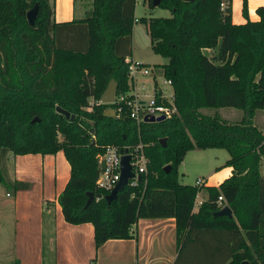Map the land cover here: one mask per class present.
<instances>
[{
  "label": "trees",
  "instance_id": "obj_1",
  "mask_svg": "<svg viewBox=\"0 0 264 264\" xmlns=\"http://www.w3.org/2000/svg\"><path fill=\"white\" fill-rule=\"evenodd\" d=\"M142 2L153 6L152 0ZM34 3L30 24L26 11ZM134 5L91 0L82 17L55 21L53 0H0V161L8 151L62 150L69 175L57 201L66 221L91 222L95 247L108 238L132 237L139 217L172 216V264H264V130L252 122L255 110L264 109V4L255 7L258 18L252 20L247 0H241L240 23L231 21L230 5L220 9L218 0H158L168 16L136 17ZM135 21L145 24L151 50L165 58L156 66L170 79L176 107L168 118L139 124L123 111L105 114L108 103L98 102L111 77L116 92L130 90L126 58ZM220 106L240 108L243 115L230 122L200 111ZM110 143L121 149L140 143L147 162L135 184L106 202L102 195L108 191L94 181L96 154ZM193 147L224 148L223 164L231 166L217 185L205 186L207 198L195 211L202 184L177 179V165ZM0 181L10 184L1 167ZM87 190L101 196L84 205ZM223 204L231 216L212 214ZM184 250L189 255H181Z\"/></svg>",
  "mask_w": 264,
  "mask_h": 264
},
{
  "label": "crops",
  "instance_id": "obj_2",
  "mask_svg": "<svg viewBox=\"0 0 264 264\" xmlns=\"http://www.w3.org/2000/svg\"><path fill=\"white\" fill-rule=\"evenodd\" d=\"M261 4L264 0H247L249 19L258 18L255 7ZM90 6L91 0H53V18H80ZM230 8L232 22L245 21L241 0H232ZM129 57L135 59L132 51ZM132 87L136 90L134 82ZM257 110L263 119L264 109ZM1 164L10 184L0 181V264H172L177 255L172 216L139 217L132 237L108 238L97 247L91 222L66 221L57 201L69 175L62 150L43 154L8 151ZM230 173L231 166L224 164L204 172V192H196L193 211L207 198L205 186L217 185ZM13 180L27 186L15 188ZM181 255H189V251Z\"/></svg>",
  "mask_w": 264,
  "mask_h": 264
},
{
  "label": "built area",
  "instance_id": "obj_3",
  "mask_svg": "<svg viewBox=\"0 0 264 264\" xmlns=\"http://www.w3.org/2000/svg\"><path fill=\"white\" fill-rule=\"evenodd\" d=\"M231 2L232 0H218V6L220 9H226L229 5L231 6ZM134 20H136V18ZM126 61L130 90L126 93H115V100L111 103L115 104V107L112 106L114 114L118 115L123 111L132 118L136 124H139L141 121H145L144 117L163 115V118H168L175 113L176 107L173 103L172 90H170L169 93L163 92L160 87L156 86L155 75L152 74L153 82L150 87V92L146 95H144L143 92L139 93L137 89L135 90L134 87H132V83H135L137 75L144 76L152 72V70L147 64L140 60L127 57ZM161 81L163 85L168 84L170 86V79L163 77ZM140 87L145 89L143 83ZM156 91L159 92V99L155 96ZM91 103L92 100L89 99V104ZM123 153L129 154V163L134 172V176L128 180L127 184L133 185L136 183V174L145 171L147 162V157L142 151L141 144L137 143L136 145L126 146L124 149H121L118 145L110 143L106 144L103 150L96 154L98 163V172L94 181L96 187L109 191L115 185L119 178L120 155ZM194 184H203L202 177H197ZM222 198L221 195H218L217 203L220 204Z\"/></svg>",
  "mask_w": 264,
  "mask_h": 264
},
{
  "label": "rangeland",
  "instance_id": "obj_4",
  "mask_svg": "<svg viewBox=\"0 0 264 264\" xmlns=\"http://www.w3.org/2000/svg\"><path fill=\"white\" fill-rule=\"evenodd\" d=\"M169 14L170 12L166 8H162L157 5L148 7L146 3L142 2V0H135L134 16H168ZM131 51L135 59L146 62L145 64H147L152 70V72L147 75H137L135 86L138 92H143L144 95L150 92V87L153 82L152 74H154L156 86L160 87L163 92L169 93L170 87L168 84L163 85L161 81L163 78L162 73L160 68L156 66L157 64L164 62L165 58L151 50L145 24L141 21H135L133 24L131 33ZM142 83L144 84L145 89L140 87ZM200 111L207 114H218L222 116L223 119L230 122L239 121L243 115V111L240 108L232 106L201 107ZM259 111L260 110H255V113L252 116V122L256 124L261 131H263L264 118L262 119L260 117L258 114ZM227 156V151L220 147H193L187 149L184 152L181 161L177 165V179L179 182L194 185V181L198 175L200 177L205 176L204 172L208 169L222 165ZM1 166L2 164L0 161V167ZM260 171L264 174V158L260 163ZM198 191L200 193L204 192V187L200 186Z\"/></svg>",
  "mask_w": 264,
  "mask_h": 264
},
{
  "label": "water",
  "instance_id": "obj_5",
  "mask_svg": "<svg viewBox=\"0 0 264 264\" xmlns=\"http://www.w3.org/2000/svg\"><path fill=\"white\" fill-rule=\"evenodd\" d=\"M158 2V0H152V5H156ZM37 12V3H34L27 11H26V17H27V21L31 24L34 21L35 15ZM117 90V81L114 78H110L106 84V86L104 87V89L102 90V92L99 95L98 101L102 102V103H108V105L106 106V109L104 110L105 114H109V115H114V109L111 105V103L115 100V93ZM55 110L63 113L65 115V117H69L70 119H72L73 114H70L67 110L59 107L58 105L55 106ZM160 120L163 119V115H158L156 117L153 116H149V117H144L145 121H152V120ZM37 120L36 117H33L30 119V121H34ZM159 143L164 145L165 142V137H161L158 139ZM129 154L128 153H123L120 155V172H119V178L117 180V182L115 183V185L105 194H103L102 196L105 198L106 202H110L113 198H115L116 193L124 186L128 183V180L130 178H132L134 176V172L131 169V164L129 163ZM169 168V164H165L163 166V169L165 171H167ZM136 179H140V174H136ZM86 194V199H85V203L84 205L88 204V202L93 199L94 197H100L101 193L96 192L94 193L91 190H87L85 191ZM212 214L214 215H227V216H231L232 211L231 208L227 205V204H223L221 205V207H219L218 209H216L215 211L212 212ZM239 264H249L247 260H242L240 261Z\"/></svg>",
  "mask_w": 264,
  "mask_h": 264
}]
</instances>
